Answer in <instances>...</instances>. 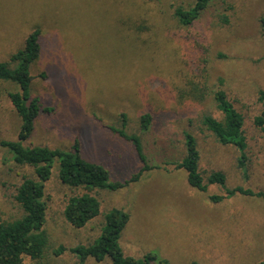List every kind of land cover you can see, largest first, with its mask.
Listing matches in <instances>:
<instances>
[{
	"label": "rangeland",
	"instance_id": "374dc122",
	"mask_svg": "<svg viewBox=\"0 0 264 264\" xmlns=\"http://www.w3.org/2000/svg\"><path fill=\"white\" fill-rule=\"evenodd\" d=\"M185 0H0V62L23 49L26 37L42 31L39 60L30 67V93L42 106L24 146L71 152L76 139L82 158L109 173L110 182L126 183L142 168L134 147L112 130L140 137L146 163L152 167L137 181L116 191H100V213L82 228L63 217L73 194L57 176L55 161L45 185L44 230L49 247L44 258L24 264H76L60 246L92 245L101 235L104 216L113 209L128 214L119 246L137 259L154 253L170 264H258L264 262V133L254 125L263 108L264 0H219L190 27L174 17ZM220 83L222 86H220ZM195 87V99L189 95ZM221 87L244 120L246 170L233 146L217 144L202 131L200 120H221L212 93ZM0 82V142L16 141L21 120ZM203 98H200V96ZM49 111H46V110ZM152 123L142 133L139 119ZM121 114L127 127H121ZM184 132L197 140L199 171L206 184L220 171L225 187L189 185L175 164L184 157ZM33 177L0 146V215L14 220L22 212L14 200L22 178ZM240 187L262 197L234 194ZM85 264H112L110 258Z\"/></svg>",
	"mask_w": 264,
	"mask_h": 264
},
{
	"label": "trees",
	"instance_id": "16d2710c",
	"mask_svg": "<svg viewBox=\"0 0 264 264\" xmlns=\"http://www.w3.org/2000/svg\"><path fill=\"white\" fill-rule=\"evenodd\" d=\"M151 2L154 0H142ZM187 7L178 6L174 9V17L184 27H190L201 18L212 3L219 0H185ZM262 35L264 36V17L261 19ZM42 31L36 27L26 37L24 47L12 54L8 61L0 62V82L14 86L7 97L21 120L16 141H1L0 146L6 149L12 161L33 171V177L24 176L16 188L14 197L22 215L18 219L3 220L0 215V264H24V258L39 261L44 258L49 247V236L44 230L47 213L45 185L50 181L54 162H58L57 176L60 182L73 192L64 203L63 217L74 228H82L100 213V202L96 194L100 191H116L128 182L137 181L142 172L152 169L146 163L140 137L128 134L124 130H112L120 139L129 142L137 153L142 168L126 183L110 182L108 171L102 166L86 161L80 154V142L74 141L71 152L50 149L43 146H24L32 135L42 106L37 98L30 93V67L35 64L41 53ZM220 86L222 84L220 83ZM197 89L191 87L189 95L195 99ZM204 95L200 96L203 98ZM215 109L222 115L218 120L211 115H204L200 120L202 131L208 133L221 146H233L239 153L238 165L246 170V139L243 132L244 120L228 100L225 91L218 87L213 93ZM257 101L262 106L261 115L254 118V125L264 133V91H259ZM46 110V109H45ZM49 111V110H46ZM152 117L149 113L139 119L142 133L149 130ZM121 127H127V117L121 114ZM184 157L175 164L187 174L189 185L205 191L207 185L218 184L225 187L226 178L220 171L211 172L206 184L199 171L200 154L197 140L190 132H184ZM225 196H210L214 203L221 202L225 197L234 194L262 197V193H254L249 189L236 187L225 189ZM129 216L122 210L113 209L104 216V227L98 240L89 246L66 248L60 246L54 251L55 256L69 252L77 258L76 264H85L88 258L102 262L110 258L112 264H170L154 253H147L137 259L124 255L119 246V239L128 223ZM196 264V263H192ZM258 264H264L260 262Z\"/></svg>",
	"mask_w": 264,
	"mask_h": 264
}]
</instances>
